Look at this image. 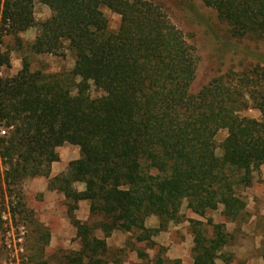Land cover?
<instances>
[{
    "label": "trees",
    "instance_id": "1",
    "mask_svg": "<svg viewBox=\"0 0 264 264\" xmlns=\"http://www.w3.org/2000/svg\"><path fill=\"white\" fill-rule=\"evenodd\" d=\"M36 1L52 16L29 51L60 57L67 50L74 68L47 75L25 59L17 76L0 78V232L7 208L34 223L23 185L35 178L47 179L68 203L80 250L65 264H109L107 239L117 231L157 246L152 239L179 221L184 203L201 218L222 209L226 221L240 219L247 208L240 191L264 166V70H244L193 94L195 51L148 0H0L1 34L17 49L24 48L20 35L36 27ZM202 1L236 38L264 39V0ZM103 8L121 16L118 32L110 31ZM11 67L10 51H0V70ZM93 88L103 96L93 98ZM250 102L261 121L243 115ZM66 144L80 148L81 158L52 178L57 150ZM81 202L101 218L96 226L76 218ZM151 217L160 219L159 229L146 227ZM191 224L193 264H218L233 240L226 224L213 225L211 236L201 222ZM50 239L40 235L34 264H49L43 253Z\"/></svg>",
    "mask_w": 264,
    "mask_h": 264
},
{
    "label": "rangeland",
    "instance_id": "2",
    "mask_svg": "<svg viewBox=\"0 0 264 264\" xmlns=\"http://www.w3.org/2000/svg\"><path fill=\"white\" fill-rule=\"evenodd\" d=\"M162 8L171 23L180 31L187 44L195 51L197 59V75L191 92L199 93L205 86L215 81H227L234 75L250 68L264 70V39L257 37L236 38L232 27L223 21L216 10L207 7L202 0H148ZM109 21L111 32H118L121 16L108 8L102 9ZM36 27L20 35L24 48L17 49L12 38L1 34L0 51H10L12 67L0 70V78H13L23 68V60H28L33 72L47 75L71 71L74 68L72 54L65 50L60 57L52 55H35L29 47L35 42L41 24L52 16L50 8L36 1L34 8ZM67 48V47H66ZM93 98L103 93L92 89ZM244 116L262 120L258 106L250 102ZM226 133L218 135L217 141L223 142ZM61 165L69 166L81 158L80 148L64 145L57 150ZM221 156L222 152L217 151ZM63 173V174H64ZM77 191H84V185H75ZM247 204L246 211L236 222H228L222 216V209L209 212L205 218L194 215L184 203L179 212V221L168 224L165 232L155 235L150 243H138L136 234L114 232L107 239L109 264H155L158 257L165 264H193L194 237L191 221L201 222L200 226L208 236L213 234V225L226 224V230L233 240L223 252L218 264H264V166L254 175L250 188L240 191ZM24 203L33 212V222L15 218L6 209L2 217L3 229L0 232V264H34L36 255L42 248L40 235L48 232L50 243L44 247V259L49 264H65L66 257L80 250L77 230L68 217L67 201L63 194L48 189V180L35 178L27 180L23 185ZM82 203V202H81ZM80 203V204H81ZM76 211L75 216L83 223L96 226L101 218L90 215L89 204ZM151 219V220H150ZM149 224L157 230L160 219L151 217ZM95 236L104 239L102 231L97 230ZM245 242L249 249H238ZM42 243V242H41ZM166 245H162V244ZM165 251L160 253V248ZM39 249V250H38ZM247 252V253H246Z\"/></svg>",
    "mask_w": 264,
    "mask_h": 264
},
{
    "label": "crops",
    "instance_id": "3",
    "mask_svg": "<svg viewBox=\"0 0 264 264\" xmlns=\"http://www.w3.org/2000/svg\"><path fill=\"white\" fill-rule=\"evenodd\" d=\"M66 145H68V144H66ZM66 169H67V167L66 166H62L61 165V161L59 162V163H54L53 165H52V173H51V177L52 178H55V177H57V176H59V175H61V174H63L65 171H66ZM81 207L83 206V205H85V202H82L81 204ZM150 219V218H149ZM147 220V222H146V227L148 228V229H154V228H156L155 226H153V224L151 225V224H149V221L151 220ZM162 244V243H161ZM162 245H166L165 243L164 244H162ZM242 248H244L245 249V251H247L248 249H249V247H248V245L246 246V244H245V242H243V239H242V244H240L239 246H238V249L240 250V249H242ZM247 253V252H246Z\"/></svg>",
    "mask_w": 264,
    "mask_h": 264
}]
</instances>
